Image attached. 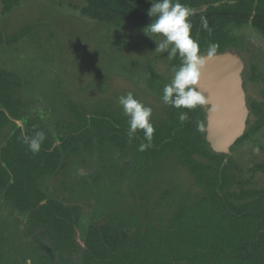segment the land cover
Instances as JSON below:
<instances>
[{
	"label": "trees",
	"instance_id": "16d2710c",
	"mask_svg": "<svg viewBox=\"0 0 264 264\" xmlns=\"http://www.w3.org/2000/svg\"><path fill=\"white\" fill-rule=\"evenodd\" d=\"M83 1L81 16L116 28L130 24L144 29L151 20L147 15L149 0ZM21 2L2 0L0 15L9 14ZM179 2L190 10L191 35L204 56L210 43L218 45L215 55L228 51L238 55L237 51L244 50L243 40L230 32V26L250 25L264 35V0ZM201 6H207L205 11L194 12ZM33 29L32 25L25 26L8 40L0 32V44L14 45ZM239 59L244 68L245 61ZM180 64L179 56L171 60L172 69ZM249 79L254 81L257 76ZM163 87L157 89L160 95ZM21 89L22 81L13 72L0 69V138L11 127L9 139L0 146V192L14 209L27 213L29 232H38L37 238L48 241L55 252L68 259L79 253L80 264H264V189L242 188L237 178L241 169L231 157L235 145L263 127L264 109L260 103L249 99L247 127L230 146V156L213 150L206 140V112L202 106L194 110L168 106L165 119L152 123V147L139 151V145L146 143L143 132H137L129 142L128 118L117 111L86 112L66 103L72 118L55 124L61 130L57 146L38 118H28L25 129L15 128L13 120H21L26 107ZM181 111L188 112L189 119L184 123L178 120ZM199 124L203 131L198 130ZM38 131L46 138L41 150L33 154L25 138ZM106 146L121 154L131 151L133 166L141 174H149L154 164L172 157L189 172L200 196L181 204L165 225L127 210L103 215L87 226L86 234L81 235L84 247H79L80 208L48 197L40 181L59 173L65 175L74 158ZM236 186L239 190L232 191Z\"/></svg>",
	"mask_w": 264,
	"mask_h": 264
},
{
	"label": "rangeland",
	"instance_id": "374dc122",
	"mask_svg": "<svg viewBox=\"0 0 264 264\" xmlns=\"http://www.w3.org/2000/svg\"><path fill=\"white\" fill-rule=\"evenodd\" d=\"M83 5V0H22L9 14L0 15L3 39L25 26L34 27L14 45L0 44V69L22 81L20 96L26 104L23 118L12 124L25 129L28 118H38L50 130L55 146L61 135L55 124L72 118L66 103L86 112L123 114L118 97L131 91L152 108V123H161L168 109L157 89L171 82L174 71L167 53L154 51L152 39L159 42L161 37L134 25L116 28L85 18L80 14ZM229 30L245 44L237 53L245 61L241 79L246 95L264 109V35L250 25ZM251 75L257 79L251 81ZM10 131L11 127L2 134L0 146ZM120 154L111 146L93 149L74 158L65 175L40 181L48 197L80 208L79 247H84L81 235L87 226L103 215L127 210L165 225L181 204L200 196L189 172L172 157L154 164L149 174H141L133 166L131 151ZM231 157L241 169L237 178L242 188L264 189V125L235 145ZM238 190L236 186L232 191ZM27 216L0 192V264H80L79 253L69 260L48 241L38 239V232L30 233Z\"/></svg>",
	"mask_w": 264,
	"mask_h": 264
},
{
	"label": "clouds",
	"instance_id": "9594fccd",
	"mask_svg": "<svg viewBox=\"0 0 264 264\" xmlns=\"http://www.w3.org/2000/svg\"><path fill=\"white\" fill-rule=\"evenodd\" d=\"M150 8L147 15L151 18L145 26L152 36L161 37L160 41L152 39L156 44L154 51L159 54L167 53L168 59L179 56L181 64L174 68V76L169 84L163 87L162 102L174 109L194 110L205 105L206 96L198 89L202 69L207 59H211L217 52L218 45L210 43L207 56L201 54L199 42L191 35L192 24L189 20L190 10L179 0H149ZM143 29V31H144ZM145 33V31H144ZM118 104L127 119V137L131 142L137 132H143L146 143L139 145V151H146L152 147L155 128L151 122L152 108L144 105L129 91L118 97ZM189 119L187 111L178 114V120L184 123ZM203 131V125H198ZM42 131L35 132L34 136L26 137L29 150L36 154L41 150L45 140Z\"/></svg>",
	"mask_w": 264,
	"mask_h": 264
},
{
	"label": "water",
	"instance_id": "95a60500",
	"mask_svg": "<svg viewBox=\"0 0 264 264\" xmlns=\"http://www.w3.org/2000/svg\"><path fill=\"white\" fill-rule=\"evenodd\" d=\"M207 6L194 9L201 13ZM239 57L232 53L214 55L206 60L198 89L206 96V140L215 151L230 156V146L244 133L248 110L242 88Z\"/></svg>",
	"mask_w": 264,
	"mask_h": 264
},
{
	"label": "flooded vegetation",
	"instance_id": "af4514ba",
	"mask_svg": "<svg viewBox=\"0 0 264 264\" xmlns=\"http://www.w3.org/2000/svg\"><path fill=\"white\" fill-rule=\"evenodd\" d=\"M242 88H243V91H245V83L243 82V80H242ZM244 95H245L246 107H247V110L249 112V109H248L249 108V106H248L249 97L246 95V92H244Z\"/></svg>",
	"mask_w": 264,
	"mask_h": 264
},
{
	"label": "bare ground",
	"instance_id": "6f19581e",
	"mask_svg": "<svg viewBox=\"0 0 264 264\" xmlns=\"http://www.w3.org/2000/svg\"><path fill=\"white\" fill-rule=\"evenodd\" d=\"M228 52H229V51H228ZM233 54H234V53H233ZM241 78H242V77H241ZM243 82H244V81H243ZM250 86H251V85H250ZM255 86H256V85H255ZM244 92H245V91H244ZM256 93H257V92H256ZM248 116H250V115H249V112H248ZM247 119H248V118H247ZM254 119H255V118H254ZM249 120H250V118H249ZM253 121H255V120H253ZM253 121H252V122H253ZM246 123H248V120H247ZM246 125H247V124H246ZM246 127H247V126H246ZM245 130H246V129H245ZM204 134H205V133H204Z\"/></svg>",
	"mask_w": 264,
	"mask_h": 264
}]
</instances>
